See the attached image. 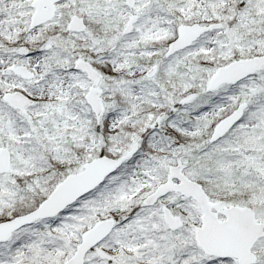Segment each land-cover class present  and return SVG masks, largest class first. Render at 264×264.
<instances>
[{
	"label": "snow or ice",
	"instance_id": "snow-or-ice-1",
	"mask_svg": "<svg viewBox=\"0 0 264 264\" xmlns=\"http://www.w3.org/2000/svg\"><path fill=\"white\" fill-rule=\"evenodd\" d=\"M0 264H264V0H0Z\"/></svg>",
	"mask_w": 264,
	"mask_h": 264
}]
</instances>
